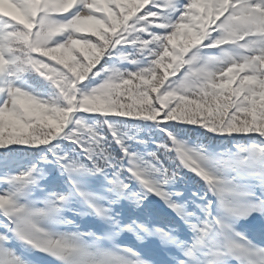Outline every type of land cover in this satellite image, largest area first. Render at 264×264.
Instances as JSON below:
<instances>
[{
	"label": "snow or ice",
	"instance_id": "6c2138e0",
	"mask_svg": "<svg viewBox=\"0 0 264 264\" xmlns=\"http://www.w3.org/2000/svg\"><path fill=\"white\" fill-rule=\"evenodd\" d=\"M0 264H264V0H0Z\"/></svg>",
	"mask_w": 264,
	"mask_h": 264
},
{
	"label": "trees",
	"instance_id": "16d2710c",
	"mask_svg": "<svg viewBox=\"0 0 264 264\" xmlns=\"http://www.w3.org/2000/svg\"><path fill=\"white\" fill-rule=\"evenodd\" d=\"M124 99H125V102H127V103H131L132 102L131 99H129L127 97H125Z\"/></svg>",
	"mask_w": 264,
	"mask_h": 264
}]
</instances>
